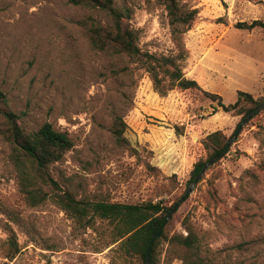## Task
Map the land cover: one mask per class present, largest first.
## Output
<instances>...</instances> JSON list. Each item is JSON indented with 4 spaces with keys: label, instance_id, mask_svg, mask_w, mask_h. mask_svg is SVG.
Masks as SVG:
<instances>
[{
    "label": "rangeland",
    "instance_id": "1",
    "mask_svg": "<svg viewBox=\"0 0 264 264\" xmlns=\"http://www.w3.org/2000/svg\"><path fill=\"white\" fill-rule=\"evenodd\" d=\"M178 2L198 10L181 36L185 76L225 104L236 100L237 90L263 97L264 26L246 30L235 24H264V0ZM114 5L135 30L142 52L177 53L155 0H114ZM87 16L101 24L109 20L67 0H0L1 108L16 114L25 130L50 122L69 133L72 147L48 167L61 191L85 202L162 199L171 205L204 156L202 139L215 130L230 135L240 115L213 111L215 103L196 89L160 95L127 56L91 47L76 23ZM116 115L126 124L120 144L109 130ZM10 152L0 136V264H140L115 244L107 246L112 230L107 221L88 223V216L77 219L62 211L48 184L36 183L44 196L27 199ZM184 218L211 264H264V111L232 136L230 151L173 212L170 234H186ZM14 239L19 251L10 260ZM165 249L160 264H182Z\"/></svg>",
    "mask_w": 264,
    "mask_h": 264
},
{
    "label": "trees",
    "instance_id": "2",
    "mask_svg": "<svg viewBox=\"0 0 264 264\" xmlns=\"http://www.w3.org/2000/svg\"><path fill=\"white\" fill-rule=\"evenodd\" d=\"M67 1L74 5L101 11L108 16L109 20L106 24L96 22L91 16L79 19L76 23L83 27L92 48L119 56H127L138 68L147 72L154 90L160 95H165L172 89H196L215 103L213 111L218 108L224 112L233 111L236 115H240V119L230 135H226L221 130H215L202 139L204 156L194 162L186 181V187L171 205L167 206L162 199L140 203L85 202L76 199L70 192L61 191L58 183L48 174L49 165L60 161L72 147L73 140L69 133L56 129L50 122H43L35 130H25L18 123L16 114L1 108V103L5 101V95L0 90V136L9 144L10 159L24 181L22 192L27 199L34 201L44 196V192L35 184H38L39 181L48 184L51 189L50 197L62 211L77 219L88 216V223H91L95 218L107 221L112 227L107 246L115 244V249L118 252L127 257H137L140 264H145L147 257L149 264H160L159 259L164 246L168 257H178L182 264H211L210 259L201 248L196 230L187 222V219L184 218L182 221L186 231V234L183 235L177 232L170 234L167 227L171 217L166 222L165 218L185 192L187 186L193 182L203 165L226 148L249 112H253L252 116L255 117L264 111V106L260 110H256L264 101V96L254 98L249 92L237 90L236 100L233 103L225 104L219 94L203 90L195 79L185 76L179 64L180 59H184L186 55L181 36L191 28L195 21L198 13L196 8L183 7L178 0H155L165 13L177 53L154 54L140 50L135 30L129 27L127 17L115 7L114 0ZM257 26H264V24L260 20L235 24V27L246 30ZM125 127L126 124L122 116L116 115L109 130L118 144L124 141ZM229 151L230 147L226 148L215 163ZM203 179L204 175L199 182ZM160 228L158 237L152 240ZM11 235L12 232H10ZM18 251L19 248L14 239L7 254L8 258L13 259Z\"/></svg>",
    "mask_w": 264,
    "mask_h": 264
},
{
    "label": "water",
    "instance_id": "3",
    "mask_svg": "<svg viewBox=\"0 0 264 264\" xmlns=\"http://www.w3.org/2000/svg\"><path fill=\"white\" fill-rule=\"evenodd\" d=\"M264 106V101L256 108V110H260L262 107ZM253 115V112H249V114L246 116V118L240 123L235 135H237L240 131V129L242 128V125L248 121ZM232 142V138L230 139V141L228 142V144L226 145V148L230 147ZM225 148V149H226ZM224 149V150H225ZM224 150H222L221 152H219L218 154H216L214 157H212L210 160H208L203 167L201 168V170L198 172V174L196 175V177L194 178L193 182L191 184H189L185 190V192L182 194V196L178 199V201L174 204V206L171 208L169 214L166 216L165 218V222L171 217V215L173 214V212L178 208V206L185 200V198L192 192L193 188L195 187V185L198 183V181L202 178V176L204 175V173L206 172V170L215 163V161L221 156V154L224 152ZM161 228L157 231V233L155 234V236L152 238V240L155 237H158L159 233H160ZM149 253V250L147 251V254ZM145 264H149V259L147 257Z\"/></svg>",
    "mask_w": 264,
    "mask_h": 264
}]
</instances>
